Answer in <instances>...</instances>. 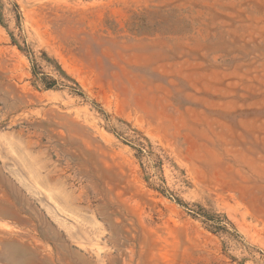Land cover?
Listing matches in <instances>:
<instances>
[{"label": "rangeland", "instance_id": "1", "mask_svg": "<svg viewBox=\"0 0 264 264\" xmlns=\"http://www.w3.org/2000/svg\"><path fill=\"white\" fill-rule=\"evenodd\" d=\"M0 264H264V0H0Z\"/></svg>", "mask_w": 264, "mask_h": 264}, {"label": "trees", "instance_id": "2", "mask_svg": "<svg viewBox=\"0 0 264 264\" xmlns=\"http://www.w3.org/2000/svg\"><path fill=\"white\" fill-rule=\"evenodd\" d=\"M31 63L33 64V74H34V76H35V77H38V76H40V75L43 76V77H42V80H43L44 86H45V88H46L47 90H51V89L57 88L59 85L62 86V87L65 86L64 84H59V82L56 81V80H47V79L45 78L44 74H43L42 72H40L41 68H39V67L37 66V64L35 63V60L31 59ZM71 89H72L73 91H77V90H76L77 88H71ZM180 203H181V202H180ZM181 205H183V206L185 207L184 204H181ZM193 214L205 218V220H206L207 222H211V223L213 222V223L215 224L214 227H215L216 230H223V228H222L223 226H221V225L219 224V222H215V219H214V218L210 217V216L207 215L205 212H202V210H199V211H193Z\"/></svg>", "mask_w": 264, "mask_h": 264}]
</instances>
